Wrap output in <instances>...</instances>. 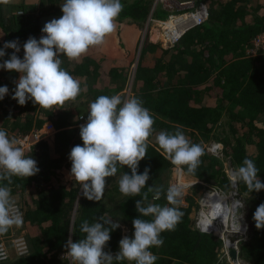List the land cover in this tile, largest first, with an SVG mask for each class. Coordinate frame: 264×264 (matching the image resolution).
Returning <instances> with one entry per match:
<instances>
[{"label": "trees", "instance_id": "1", "mask_svg": "<svg viewBox=\"0 0 264 264\" xmlns=\"http://www.w3.org/2000/svg\"><path fill=\"white\" fill-rule=\"evenodd\" d=\"M199 1L207 3L208 17L187 29L180 42L164 47L149 39L148 34L144 36L129 84L130 66L115 64L103 53L106 41L90 48L79 60L62 56V66L81 81L84 89L75 101L66 102L64 109L46 110L30 100L19 105L12 99L19 73L0 69V86L9 88V93L0 100V128L24 134L46 121L55 128L53 133L37 142L36 150L27 154L37 161L40 171L26 179L12 177L10 188L12 194L18 193L21 197L19 203L27 228L24 236L29 252L9 260V264L57 261L60 251H66L64 244L69 237L75 241L85 235L80 232L82 221L87 219L92 223L100 215L119 220L127 227L128 236H132V219L139 215L135 201L140 197L128 198L118 187L120 176L123 172L130 174V169L118 166L117 174L107 178L99 202L80 196L81 185L70 174L68 154L73 146L82 145L79 125L85 123L89 104L99 95L137 96L152 113L154 132L149 138L147 154L138 167V172L149 167L148 186H163L166 192L168 169L173 165L156 143L159 131L187 129L195 136L192 142L200 140L201 144L202 140L212 138L219 128L218 131H222L223 124L239 133L232 144L230 159L233 164L239 167L245 157L253 159L260 170L259 178L264 182V49L259 47L255 53L249 51L252 39L258 34L264 35V0H194L195 3ZM63 2L14 0L7 3L12 13L7 18L0 13V47L5 41L18 38L21 51L17 55L22 58V45L27 38L39 39L43 35L41 17L61 16ZM121 2L124 8L116 21L119 30L123 25L142 28L151 12L153 17H163L176 10L159 2L153 7L154 0ZM18 9L22 13H17ZM12 51L6 49L0 62ZM223 140L227 142L226 138ZM183 169L188 177L228 189L223 164L206 152L194 174H189L186 166ZM6 183L0 181V184ZM194 186L202 185L195 182L190 189ZM237 188L240 193L252 195L254 203L247 211L252 228L247 238L239 241V254L250 264H264V229L257 230L252 219L255 208L264 202V190L249 193L243 182L237 183ZM148 199L153 202L152 193L148 194ZM160 201L167 204L164 194ZM184 201L180 205L184 213L181 222L174 231L161 233L162 246L150 249L158 257L155 264H220L221 239L199 230L192 223L190 212L196 204L193 196L186 195ZM110 235L105 250L115 254L123 236L122 227L111 231Z\"/></svg>", "mask_w": 264, "mask_h": 264}, {"label": "clouds", "instance_id": "2", "mask_svg": "<svg viewBox=\"0 0 264 264\" xmlns=\"http://www.w3.org/2000/svg\"><path fill=\"white\" fill-rule=\"evenodd\" d=\"M0 2L9 3L10 0ZM123 8L121 0H64L60 4L62 15L44 23L40 30L43 35L39 39L29 36L23 43L22 58L17 55L21 51L19 39L5 41L0 47V58L6 55V49L13 51L0 62V69L19 73L12 99L21 106L30 100L46 110L64 109L66 102L75 101L84 89L81 81L62 66L61 57L79 60L90 48L102 45L106 36L116 30V21ZM8 93L7 85L0 86V100ZM154 123L150 110L134 95H99L90 102L86 121L79 125L83 143L73 146L68 154L70 174L81 185L80 196L99 202L103 198L107 178L117 174L118 166H127L130 174L123 172L118 187L120 193L128 198L140 197L135 201L139 215L132 219V236H122L115 254L105 249L111 239V231L121 227L119 220L114 221L106 215L98 216L92 223L83 220L80 232L85 235L75 241L69 237L61 259L69 264H114L121 261L155 264L158 257L150 249L163 245L161 233L174 231L184 213L180 210L182 186L169 185L165 192L163 186L147 185L149 167L138 172L139 162L147 154ZM155 140L173 164L171 171L175 165L182 169L186 166L189 174L195 173L204 155L205 148L201 144L192 142L179 128L174 132L161 130ZM39 171L37 161L26 155L21 141L0 128V181H7L0 184V235L23 223V213L10 188L12 177L26 179ZM259 171L254 160L245 157L241 166L232 171V182H243L249 193H258L264 190ZM185 177L192 179L186 174ZM145 188L147 191H142ZM149 193H152V201L160 200L164 194L167 204L162 206L149 202ZM244 207L243 201H234V212L240 218L243 212L239 210ZM252 219L257 230L264 229V202L255 208ZM6 258V252L0 251V259Z\"/></svg>", "mask_w": 264, "mask_h": 264}, {"label": "built area", "instance_id": "3", "mask_svg": "<svg viewBox=\"0 0 264 264\" xmlns=\"http://www.w3.org/2000/svg\"><path fill=\"white\" fill-rule=\"evenodd\" d=\"M161 3L165 7H177L176 10L169 12L166 16L163 17H153L152 12L148 17V21L157 25L159 29V34L163 41L166 42L168 45H174L178 43L183 34L187 29L198 25L204 22L209 14L208 5L204 1H199L195 3L194 0H154L153 7L157 3ZM262 47L264 49V35L258 34L252 39V46L249 48V51L254 52L259 48ZM55 131L53 124L49 121L44 122L40 127H34L29 132L20 134L17 133L16 138L21 141V146L26 150L31 148V145H35L42 137L51 134ZM205 151L212 156L220 157L221 154H224V144L222 141L217 139H211L204 144ZM222 154V155H223ZM220 155V156H219ZM230 160V157H229ZM231 162V160H230ZM225 170V169H224ZM235 170L233 166L225 170L226 175L228 177L229 184L231 186V190L229 195H225L227 197L228 203L231 205V198L234 195L241 200L240 196H237V183H233L231 179V173ZM174 184L178 186H182L183 190L185 188L188 189L191 185H193L196 179H188L185 177L182 167H178L174 165ZM212 192L220 193L215 187H212V190H208ZM184 194V192H183ZM205 197V193L199 201L200 208L197 212V217L195 224L197 228L203 232L210 233L211 229L206 230L205 227L210 223H205L204 217L207 216L211 208V204L207 201L203 200ZM242 201V200H241ZM18 207L20 208L21 212L23 213L21 204L18 203ZM234 214V215H233ZM237 214L232 213L229 217L227 223L225 225L223 222H219L220 233L215 234L219 236L223 242L224 250L223 254L228 255V247L225 246V238H228L227 231H234L237 233V239L234 240V245L237 242L244 240L249 233V222L244 221L243 218L240 219V223L237 222L236 218ZM214 226L217 225V220L214 218ZM241 225V226H240ZM246 226V227H245ZM214 234V232H213ZM0 251H4L7 254L6 259H0L1 262L9 261L14 259L15 257L23 256L29 252V246L25 239L24 234L21 233H12V229H10L9 233L0 235Z\"/></svg>", "mask_w": 264, "mask_h": 264}, {"label": "rangeland", "instance_id": "4", "mask_svg": "<svg viewBox=\"0 0 264 264\" xmlns=\"http://www.w3.org/2000/svg\"><path fill=\"white\" fill-rule=\"evenodd\" d=\"M10 1H14V0H10ZM9 5L10 4L1 2V5H0V13H1V16L4 17V18H7V16H9L12 13V11L10 10L11 7ZM176 8L177 7H173V6L170 7V9H172V10L173 9H176ZM17 13H22V11L18 9V12ZM120 29H122L123 34H126V32H130V31L137 33L136 50H135L134 54L131 56L130 64H128L130 66V75H129V78H128V84H129V80H131L132 75H133L132 73H133V70H134V64L137 62V58H138V55H139V52H140L141 44H142V41H143L144 36L146 34L149 35V39H151L152 41L158 42L161 46L169 47L170 45L166 44V42L163 41V39L161 38V35L159 34V29H158L157 25H155L152 22H149L148 21V18L146 19L143 27L140 28V29H137V28H134V27H126L125 25H123ZM119 32H120V30L118 29L117 32H112L109 35L112 36V35H117L118 34V36L121 37V34ZM128 34L130 35V33H128ZM111 36H109L108 39H111ZM126 96H127V93H126ZM222 126H223L222 131H218L220 129L219 128L217 130V132L214 133L213 137L210 138L209 140H211V139H217V140L218 139H221L223 141L224 146H225L224 154L222 153L223 155L221 154V156L219 155L220 157H217V158L220 159L221 164H223V168L225 170H227L231 166H233L236 169L238 167H236L234 165L235 164L234 162H232V161L230 162L231 159L229 160V157L231 158L232 144H233L234 140L239 136V133L238 132H236V133L232 132L231 129L228 126L224 125V124ZM182 131L184 132V134L191 141L195 139L194 134L191 133L189 130L185 129V130H182ZM7 132H8V134H9L10 137H16V135H17V132H12V131H9V130H7ZM215 134H217V136ZM71 135H76V134H71ZM223 138H226L227 139V142H224L225 140H223ZM199 142H200V140H199ZM206 142H207L206 139L202 140L201 145H202L203 148H204V144ZM36 144L33 145V146L31 145V148H29L28 150L27 149L25 150L26 155L28 153H30L31 151L36 150V148H37ZM30 149H32V150L30 151ZM204 153H205V151H204ZM208 156H210V155H208ZM174 179H175L174 171H171L170 169H168V174H167V184H168V186L174 184ZM196 181L199 182V183H201L202 186H198V187L194 186L191 189L190 188H188V189L185 188L183 190L184 194H183L182 200H181L182 202H185L184 201V197L186 195H190L191 194L193 196L194 200L196 201L195 206H193V208H192V210L190 212V216H191V219H192V223L195 226H196L195 221H196V217H197V212H198V209L200 208L199 201L202 198V196L204 195V193H205V195L212 194L213 192L212 191H208V190H212V187H215L221 194H224V195H227L228 196L229 193H230V190L232 189L229 183H228L229 184L228 185V189L227 190H223L222 187H218L217 185H215L213 183H208V182L202 181L200 179H199V181L198 180H196ZM237 190H238V188H237ZM12 195H13V197L16 199V201L18 203L21 202V197H20V195L18 193H13ZM232 196L233 197L231 198V205L236 200V196L235 195H232ZM238 196H240L241 200L244 202V205H245V207L243 209H240L239 212H243V217H242L243 220L244 221H248L249 224H250L249 218L247 216V211L249 209H251L252 207H254L253 197H252V195L245 194V193L244 194L243 193H240V195H238ZM207 197L208 196H205V198L203 200L204 201H207V199H208ZM153 202L154 203L161 204L163 206L162 202L161 201L159 202V200L158 201H153ZM222 214L224 216L223 218L228 220L229 217H230V214H231L230 207L228 206V208L226 210H224ZM236 218H237L236 219L237 222L240 223V219L241 218L239 217L238 214H237ZM120 225L122 227L123 236L124 235H127L128 236V234H127V232H128L127 227L125 225H122L121 223H120ZM249 228H250V225H249ZM11 229H12V233H14V234H16V233L24 234V232H26V230H27L24 221H23V223H22L21 226H19V227H13ZM219 233L220 232H218V234ZM227 234H228V238L230 239V245L231 246H234L236 248V251L238 253V256H237V259L232 260L229 257V255L223 254L224 245H223V242H222L221 247H220L219 252H218V254H219L218 255V260L220 261V264H238L240 261L242 263H245V264H250L246 259H244L243 257L240 256V254H239V245H238L239 242H237L236 245H234V240L237 239V236H238L237 233L234 232V231H232V230H230V231H227ZM224 242H225V240H224ZM225 246L228 247L227 243H226ZM64 252L65 251H60L59 256L61 257V255H63ZM1 264H9V262L8 261H5L3 263L1 262ZM50 264H54V262H52ZM68 264H69V262H68Z\"/></svg>", "mask_w": 264, "mask_h": 264}, {"label": "crops", "instance_id": "5", "mask_svg": "<svg viewBox=\"0 0 264 264\" xmlns=\"http://www.w3.org/2000/svg\"><path fill=\"white\" fill-rule=\"evenodd\" d=\"M125 26L131 27L127 25ZM122 29H120L119 32L121 37H119L118 34L106 36L105 41L107 42V47L103 49V53L108 55L115 64L128 65L130 64L131 56L136 50L137 33L130 31L126 32V34H123ZM117 31L118 28H116L114 32ZM128 33H130V35ZM109 36H111V39H108ZM61 257H59V259L55 261L54 264H68V261L61 259Z\"/></svg>", "mask_w": 264, "mask_h": 264}, {"label": "bare ground", "instance_id": "6", "mask_svg": "<svg viewBox=\"0 0 264 264\" xmlns=\"http://www.w3.org/2000/svg\"><path fill=\"white\" fill-rule=\"evenodd\" d=\"M210 195V196H209ZM209 195H205V196H208L207 198V202H209L211 204V208L209 210V213H207L208 215L206 217H204L203 219L205 220V223H210L208 224L205 229L206 230H209L211 229V233L214 232V234H218V232H220V228H219V222H223L224 224L222 225H225L227 223V219H224L223 217V211L226 210L228 208V206L230 207V210H231V214L232 213H235L234 212V202L232 205H230L227 201V197L224 195V194H221V193H217V192H213L212 194H209ZM234 195V194H233ZM205 197H203L204 199ZM238 198L236 197V200ZM235 200V201H236ZM234 201V200H233ZM230 214V216H231ZM234 215V214H233ZM214 218H216L217 220V225L214 226ZM228 246H231L230 245V239L226 238L225 239V245ZM238 264H245V263H242L241 261L238 263Z\"/></svg>", "mask_w": 264, "mask_h": 264}, {"label": "water", "instance_id": "7", "mask_svg": "<svg viewBox=\"0 0 264 264\" xmlns=\"http://www.w3.org/2000/svg\"><path fill=\"white\" fill-rule=\"evenodd\" d=\"M177 2L179 3V0H177ZM59 17H60V15H58V14H50V15H46V16L41 17L42 27H43L44 23L49 21L50 19L59 18ZM237 196H238V194H237ZM250 228H252V223L251 222H250ZM228 255H229V257L232 260L237 259L238 253H237L236 248L234 246H229L228 247Z\"/></svg>", "mask_w": 264, "mask_h": 264}]
</instances>
